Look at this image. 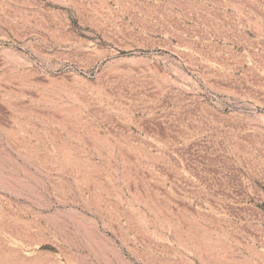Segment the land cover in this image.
<instances>
[{"label": "rangeland", "instance_id": "obj_1", "mask_svg": "<svg viewBox=\"0 0 264 264\" xmlns=\"http://www.w3.org/2000/svg\"><path fill=\"white\" fill-rule=\"evenodd\" d=\"M0 264H264V0H0Z\"/></svg>", "mask_w": 264, "mask_h": 264}]
</instances>
